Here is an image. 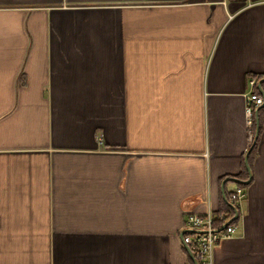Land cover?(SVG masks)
<instances>
[{
  "label": "crops",
  "instance_id": "0c3cea01",
  "mask_svg": "<svg viewBox=\"0 0 264 264\" xmlns=\"http://www.w3.org/2000/svg\"><path fill=\"white\" fill-rule=\"evenodd\" d=\"M207 212L264 264V0H0V264H194Z\"/></svg>",
  "mask_w": 264,
  "mask_h": 264
},
{
  "label": "built area",
  "instance_id": "2783aa9c",
  "mask_svg": "<svg viewBox=\"0 0 264 264\" xmlns=\"http://www.w3.org/2000/svg\"><path fill=\"white\" fill-rule=\"evenodd\" d=\"M263 104V98L257 94L250 93L246 97V123L248 127L249 145L253 143L252 113ZM246 193L243 188L235 186L230 192L229 201L234 207H239L244 201ZM227 216L223 213L213 215L211 212L205 214H188L185 216L184 224L189 233L183 235L182 242L189 249L196 264H212L214 249L224 240L233 236L235 229L227 222ZM216 222L224 223V227H215Z\"/></svg>",
  "mask_w": 264,
  "mask_h": 264
},
{
  "label": "water",
  "instance_id": "95a60500",
  "mask_svg": "<svg viewBox=\"0 0 264 264\" xmlns=\"http://www.w3.org/2000/svg\"><path fill=\"white\" fill-rule=\"evenodd\" d=\"M255 123H256V126H257L256 132H255V138H256L257 135H258V125H259L258 118H257V113L255 114ZM253 144H254V143H253ZM249 153H250V149H249V151L247 152V154H246V156H245V158H244V162H245V166H246V170H247L248 174H249V167H248L247 160H248V155H249ZM232 181L235 182V183H237V184L247 185V184L249 183V181H250V177H249V180L246 181V182H240V181H238V180H236V179H233ZM187 251H188V253H189V249H188V248H187ZM189 254H190V253H189ZM193 262H194V264H196L194 260H193Z\"/></svg>",
  "mask_w": 264,
  "mask_h": 264
},
{
  "label": "trees",
  "instance_id": "16d2710c",
  "mask_svg": "<svg viewBox=\"0 0 264 264\" xmlns=\"http://www.w3.org/2000/svg\"><path fill=\"white\" fill-rule=\"evenodd\" d=\"M255 150H256V144L250 149V153H249V156H248V161L250 162L251 160H252V158H253V155H254V153H255ZM243 174H242V177H241V179H245L246 177V172L243 170V172H242ZM237 186H239V187H241V188H243V189H245V187L246 186H244V185H242V184H240V185H237ZM227 218L229 219V217L227 216ZM227 219V220H228ZM222 224V222H216L215 223V227L216 228H219V226Z\"/></svg>",
  "mask_w": 264,
  "mask_h": 264
}]
</instances>
